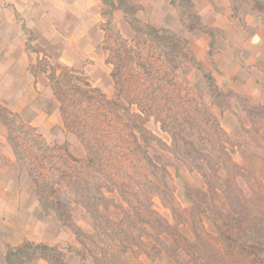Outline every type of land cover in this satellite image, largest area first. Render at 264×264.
<instances>
[{
	"label": "trees",
	"instance_id": "trees-1",
	"mask_svg": "<svg viewBox=\"0 0 264 264\" xmlns=\"http://www.w3.org/2000/svg\"><path fill=\"white\" fill-rule=\"evenodd\" d=\"M177 1L172 0V4L177 8L184 24H188L185 22V18L188 19V16L193 20L192 24L187 25L189 29H202L211 33L210 26L203 23L200 16L194 11L193 0H179L182 3L181 6L177 4ZM104 2L108 7H111L112 11L117 9L125 11L127 5L133 10L141 9V6L132 4L129 0H104ZM231 5L234 12L241 17L242 23H245L247 15H252L255 19V24L264 28V0H231ZM128 13L133 14L130 11ZM110 23L108 22L107 24ZM134 23V28L136 27V29L143 27L138 32L142 31L146 35H149L143 36V41L149 43L152 48H155L158 54L150 52V57H147L142 52L134 49V46L129 45L122 36H114L116 40V47L113 51L114 56L107 61L113 65L111 75L117 86L118 96L126 99L128 105L123 106L116 101H111L110 103L106 100L105 109H110L113 105V110L118 115L117 108L121 107L125 111L128 123H130L128 125L133 129L131 135L134 137V133L137 131L144 145L136 137L134 139L135 142L130 141V143L135 145L133 148L134 152L118 150L116 152L118 158L109 157L108 154H105V150L108 146L112 145L110 144L112 140L103 135L106 132L105 128L93 126V128L99 129L101 132H99V135H95L94 140L87 136L84 130L79 128L77 129V135L84 144L87 155L81 160L76 157L73 160L74 163L78 164V162H82L83 166H89L101 175L108 177L113 187H110L109 184H104L101 180L92 181L91 185L89 179L81 174L82 170L77 164L69 163L62 153L57 152V145H50L35 127L22 120L13 112L0 108V120L8 127L9 139L16 147L19 159L24 163L28 174L36 184L37 196L42 207L45 210L51 209L55 211L63 224L70 227L78 236L79 234H86L94 240L92 234L84 232L75 223L70 222L69 219L67 220L68 204L52 200L51 193L56 191L57 186L62 187L68 197L75 199L76 202L82 204L93 214L97 231L102 229V224L98 221L99 219H102L107 225L113 227L114 233H117L116 238L111 236L108 239H113L112 241H115V246H122L125 251L129 249L134 250L132 247L128 248L124 244L125 239H130V241H133L137 245L140 251L152 256L148 250V245L144 244L141 240L142 237L148 235L162 249L169 252L172 244H169L161 237L162 234L168 233L172 236L176 245H181L182 242H179V237H182L188 244L187 250L191 251L188 252L196 260L202 259L206 264H221L220 260H216V263H214L213 256L209 258L211 252L205 255L200 248L206 242L205 234L209 236V242L214 239L212 234L205 231L204 220L202 222L200 217V214L202 215V203L194 199L192 190L188 185L186 188L190 202L188 207H184L178 203L174 189H171L170 182H168V177L163 180V177L170 176L167 169L156 164L143 151L144 147L142 146L148 145L151 134L144 123L139 122V118L146 121L142 116L154 117L162 123L163 129L169 132L172 137V147L170 148L166 144L165 146L178 158L189 161V165L192 167L190 170H196L202 176L212 196L222 193L223 197L229 201L239 215L247 217V221L250 223L248 224L249 229L246 230L247 236L263 230L260 226L262 219L259 216V214H262V211L258 209V217L255 218L252 216V213L257 210H252L254 207H251L255 200L260 198L263 193L259 190L261 184L255 182L256 185L250 188L253 195H247L239 185L238 179L249 180L252 177H256L253 175H257L258 173L264 175V151L260 150L264 149V136L256 131L258 133L257 136H261V139L253 136L248 140L249 145L256 143V147L259 150L246 149L243 141L236 142L232 140L214 113L207 110L202 103L198 102L197 97L188 92L192 91V89L184 88L182 83L176 80L170 72L164 70L154 62L153 58L157 55L165 65L175 62L181 67L185 62L182 55L187 52L191 62L199 65L200 61L196 58L189 41L168 29L159 31L153 26H144L138 20H134ZM138 37L140 36H137V39H139ZM211 37L209 52L213 54L216 52L215 41L214 36ZM136 43L140 42L137 40ZM136 67H139L140 71ZM52 70L49 79L53 92L61 103L60 109L62 115L63 111L65 112L64 104L67 101L71 102L74 97L88 98L91 106L95 107V95L91 92L98 89L77 84L76 80H81L87 86L89 82L83 80L74 70L68 67L60 66L59 70L61 72L59 74L56 73L55 68ZM174 70L176 69L173 68L170 71ZM204 78L206 79L208 88L215 96H227L215 84L214 78L210 74H205ZM134 104L138 106L140 113H132L131 106ZM96 110L99 115H103V119L109 126L113 125L114 122L109 118L107 112L102 111L99 107H96ZM246 112L249 116L253 113L264 116V105L246 107ZM77 115V112H75V116ZM64 117L65 114L63 115ZM83 123L85 125L89 124L88 120H83ZM248 132L244 126L240 137H244V134ZM126 141L128 142L129 140L127 139ZM27 145L31 150L37 151V157L40 160L37 159L36 161L30 152L27 151L25 148ZM228 145L238 149L242 163L236 161L233 155L229 153ZM136 150H140L141 152L133 157ZM213 152L219 153L220 156L216 157ZM54 158H57V161ZM105 163L116 169L117 174L120 172V180L115 179L114 176H111L107 172ZM142 164H145L144 169L140 167ZM220 166L225 171L226 176L223 178L218 174ZM67 168H69L68 171L66 170ZM260 168L262 172H259ZM135 169L139 171L137 174H141L140 178L133 175ZM102 188H107L111 192L117 191L124 201L128 203V208L113 200L109 201L110 199L104 195ZM155 196L161 197L166 207H171L180 225L187 223L191 225L194 236L192 235L189 238L182 234L177 230L178 228L175 229L170 221L154 208L153 199ZM129 197H132V202H129ZM109 203L124 212V221H114L102 211V207L104 209L110 207ZM198 222H201V230L196 227ZM215 223L221 231V236L230 233V231L224 230V225L220 221L216 220ZM146 227H150L155 231V235H149ZM97 231L96 234L98 233ZM138 241H141V243ZM249 241L254 242L253 239ZM105 242L107 241L102 238L100 246L98 245L104 252L102 258L93 256L94 252L89 250L96 263H101L103 259L106 260L108 257L115 259V264H118V261L122 259L126 260V257L121 255L125 252L124 250L121 253L117 251L116 253H110L109 249L112 247L109 245L107 248L103 247ZM250 247H252V244H250ZM37 258H44L50 264H66L63 260L65 254L58 248L47 243H35L30 240H26L15 249H10L6 254L8 264H29ZM214 259H217V256H214ZM260 259L262 260V257Z\"/></svg>",
	"mask_w": 264,
	"mask_h": 264
},
{
	"label": "rangeland",
	"instance_id": "rangeland-1",
	"mask_svg": "<svg viewBox=\"0 0 264 264\" xmlns=\"http://www.w3.org/2000/svg\"><path fill=\"white\" fill-rule=\"evenodd\" d=\"M165 1L168 0H129V2H131L132 4H136L139 6L140 2H148V7L143 8L141 6V9L133 10L130 8V6L127 5L125 11L121 9L112 11L111 7H108L104 2L103 14L106 19L104 24L102 25V28L105 32L102 31L101 36H93L95 37L93 42L97 47L98 52L95 53V55L85 57L84 59L80 58L81 56H78L77 58L73 57L74 60H72L71 65L68 66V68L74 70L76 74H78L83 80H87L89 82V85L87 86L81 80H76L75 82L77 84L98 89L97 91L91 92L93 95H95V107L91 106L88 98L74 97L71 102L67 101L64 104V119L60 109L61 103L58 101L57 105L59 106V111L57 110V108L56 110L57 114H59V120L61 122L60 127L64 128L63 132H61L60 128L56 127V129L52 131V136L46 137L40 129H37L38 132L42 134L44 139L50 145L58 146V148H56L57 152L62 153L64 155V158L68 160L69 163L77 164L73 161L75 157L81 160L87 155L84 144L77 135V129L79 128L84 130L87 136L92 139L95 137V135H99L101 133L99 129L96 130L95 128H93V126H101V128H105L106 132H104L103 135L107 136L109 140H112V142L110 143L112 145L108 146L105 150V154H108L109 157L112 156L118 158L116 155V152L118 150L134 152L133 148L135 147V145L133 143H130V141L135 142L134 139L136 137L138 138L139 142L144 145V142L137 131L134 133V137L133 135H131L133 129L128 125L130 123H128L125 111L121 107L117 108L118 115L113 110L112 104L110 109H105L106 100L110 103L111 101H116L123 106L128 105L126 99L118 96L117 86L111 75L113 71V65L111 62L107 61L108 59H112L114 56L113 51L116 47V40L114 36H122L129 45L134 46V49L142 52L143 55L147 57H150V52H152V54H158V51L155 48H152L149 43L143 41V36L149 35H146L142 31L138 32V30L141 28L143 29V27H139L137 29L136 27L134 28V20L141 21V24H143L144 26H153L159 31H163L165 29L171 30L175 34L186 38L189 43L191 39H193L194 41H197V39L205 41V43L207 44L206 52L210 56H207L206 62L200 61L196 57L200 61V63H198L199 65L191 62V59L187 52L182 55V58L185 60V62L181 65V67L175 62L169 65H165V63H162L157 55H155V57L153 58L154 62L160 65L164 70L170 72V74L174 76L176 80L182 83L184 88L192 89V91H188L187 89L186 90L190 94L197 97L198 102L202 103L207 110H210L212 111V113H214V115L219 119L222 127L229 133L232 140L236 142L243 141L244 147L246 149L259 150L256 147V143H251L253 144V146H251V144H248V140L250 137L257 136V132H259L260 135L264 136V116L257 115V113H253L249 116L246 112V107L249 108L252 106L264 105L260 103L261 96L263 95L261 93L263 91L261 87H258L259 90L255 92L256 90H254V87L251 86V83L255 81L253 80V78L255 77H260L261 83L264 86V72H262L264 71V63H258L259 70H250V67L243 66L244 68L242 67V69L239 67L240 71L238 73L231 74L228 73L229 71H221L218 68L220 70L219 71L217 69L218 57L216 53L219 50L218 42L220 40L221 43L224 41L222 30L210 25V32L212 34L202 29H189L187 25L193 23V20L189 16L188 19L185 18V22H187L188 24H184L182 20L181 21L183 25L165 23L168 16L166 8H164ZM177 4H180V6L182 5L179 0L177 1ZM182 9L184 10L183 7ZM128 11L132 12L133 14L128 13ZM194 11L196 12L195 9ZM232 12L234 13V16H236L239 24H241V17L238 16L237 13L234 12V10ZM180 18L182 17L180 16ZM111 21L112 23L107 24ZM177 27L181 29L177 30ZM246 33L249 35L251 32ZM137 36H140L138 37L139 39H137ZM211 36H214L215 41L216 52H214L213 54H210L209 52L212 40ZM240 39L241 41L243 40V38ZM137 40L140 43H136ZM236 43L239 45L241 44L238 40ZM37 46L38 50H43V48H41L39 45ZM236 48L239 49L238 47ZM55 54H57L56 51ZM238 54L242 58L244 52L242 53V55L241 52H238ZM43 58L44 59L42 60L36 61V67H32V69L34 68V70L39 71V78L42 81L47 82L51 86L49 78L53 71L52 69L55 68L56 73L59 74L61 72V70H59V67L64 65L59 64L60 61L58 62L54 58ZM64 58L71 59L72 57L70 58V56H67ZM231 61L232 60L228 61V58L223 60L221 58L220 62L222 64V67L220 68H225L223 66ZM63 62L65 63V61ZM63 62L61 61V63ZM136 68L140 71L139 67ZM173 68H175L176 70L170 71ZM205 74H210L214 78L215 84L227 96H215V94L208 88L206 79L204 78ZM233 75H235L234 79L232 78ZM250 77H252L251 80ZM233 86L237 89H235ZM96 107H99L102 111L108 113L107 115L114 122L112 126H109L108 123H106V121L103 119V115H99L97 113ZM53 108L54 105L52 109ZM131 111L132 113H140L136 104L131 106ZM75 112H77V116H75ZM28 116L30 115L28 114L27 117ZM142 117H144L146 121L142 120V118H139V122L144 123L145 127L151 134L148 145L142 146L144 147L143 151H145L156 162V164L161 165L162 168L167 169L170 176L162 177L163 180L168 177V182H170V186L172 187L171 189H174L178 203H180V205L184 207H188L190 203L188 194L186 192V188L188 185V187L192 190L194 199L200 201L203 205L201 210L202 215L200 214V217L202 219V222L204 220L206 229L205 231L212 234L214 239L212 241L210 240L211 242H209V236H207V234L204 235L206 242H204L200 246V248L202 249V253L208 255L210 254L209 252H211L209 258L213 256L214 263H216V260H220L222 262L221 264H264V175H261L262 173H258L257 175H253L256 177H252L249 180L243 178L238 179L239 185L244 189L247 195H253L251 194L250 188L256 185L255 182H259L261 184V188H259V190L261 193H263L262 196L255 200V202L251 206L254 207L252 208V210H257L253 211L252 213V216L255 218L258 217V209L262 211V214H259V216L263 220H261L262 224L260 225L263 230H259V233L257 232L255 234L247 236L246 230L249 229L248 224H250L247 221V217L241 216V214L239 215L237 211L231 206L229 201L223 197L222 193L212 196L210 194V191H208L202 176L196 170H190V168L192 167L189 165V161H187L186 159L178 158L169 148L165 146L166 144L170 148L172 147V137L169 132L163 129L162 123L159 120L155 119L154 117ZM65 120L67 121V123ZM83 120H88L89 124L85 125L83 123ZM244 126L250 133H245L244 137L241 138L240 133L242 132ZM257 138L261 139V136H257ZM127 139L129 140L128 142L126 141ZM11 144L13 143L11 142ZM13 147L16 151L17 149L14 144ZM25 148L36 159V161L37 159H39L37 157L38 153L36 150H31L28 145ZM260 150L264 151V149ZM228 151L233 155L236 161L242 163L241 155L237 148L228 145ZM139 152L141 151L136 150L133 157H135L136 154H139ZM213 153L216 157L220 156L219 153ZM17 156V160L19 163L18 165H16V167H13L14 169L11 170V175L12 178L15 179V181L17 179L16 177H18V184H16V182L14 181V184L16 185L15 187H17L18 185V187L23 190L25 194V204L22 205V209L24 208V211H22L21 214V221L24 220L22 221V223H29L28 226L32 227L33 230V222L36 221V224L41 225L39 221L42 219V226L43 228H46V232L44 231L45 229H43L44 233L43 231L42 233H37L38 237H42L44 241L36 242L32 240V242L47 243L51 246H55L65 254V258L63 260L64 262H66V264H115V259H110L109 257L106 260L103 259L101 263H96L94 258L92 257V254L90 253L91 251L94 252L93 256H97L99 258H102V255L104 256L103 249L99 247L102 238L107 241L104 243L103 247L107 248L108 245L112 247L111 249H109L110 253H116V251L121 253L123 252V250L125 251L122 246H115V241H112L113 239H108L111 236L116 238L117 233H114L113 227L107 225V223L102 219H99L98 221L100 222V224H102V229H99V231H97L93 214L88 211L82 204L76 202L75 199L68 197L62 187L57 186L56 191L51 193L52 200L68 204L69 208L66 214L67 220L69 219L70 222L75 223L84 232L92 234V236H94V240L88 237L86 234H79L78 236L70 227L63 224L55 211L51 209L45 210L42 207L37 196L36 184L28 174L26 167L24 163L19 159L18 154ZM54 159L57 161V158ZM82 164V162H78L77 165L82 170L81 174L85 178L89 179L90 184L92 181L96 182L97 180H101L102 182H104V184H109L110 187H113L108 177L101 175L99 172H96L89 166H83ZM144 166L145 164H142L140 167L144 169ZM105 168L107 172L111 174V176H114L115 179L120 180V172H118L117 174V170L106 163ZM66 170L68 171L69 168H67ZM260 170L261 168L259 169V172H262ZM134 171L133 175L137 178H140L141 174H137L139 171H136V169ZM218 171L220 177L223 178L226 176L225 171L221 166L219 167ZM102 191L104 192V195L108 199H110L109 201L113 200L116 203L118 202L122 204L125 208H128V203L124 201V199L117 191L111 192L107 188H102ZM129 198V202H132V197ZM162 200L163 199L161 197L155 196V198L153 199L154 208L157 209L164 217H166L175 229L178 228L177 230H179L182 234L186 235L189 238H191L192 235L194 236L191 225H189L188 223L180 225L179 221H177V219L175 218L176 215L174 214V211L171 209V207H166L164 201ZM109 206L110 207L106 209L102 207V211H104L106 215L114 221H124V212L121 209L110 205V203ZM28 213L29 215H27ZM216 220L220 221L224 225V230L230 231V233H228L229 236H221V231L215 223ZM196 227L201 230V222H198ZM146 229L149 235H155L156 232L153 231L150 227H146ZM96 231L98 232L97 234ZM161 237L165 239L169 244H172L169 252H166L164 249H162V247L158 243H156L152 237H148V235L142 237L141 239L144 244L148 245V250L152 254V256H150L148 253L140 251L137 245H135L133 241H130V239H125L124 244L128 248L132 247L134 250L132 251L131 249H129L122 253L121 255L125 256L126 260L122 259L118 261V264H206L204 260H196L193 257V255L190 253L191 251L189 249L187 250L188 244L182 237L178 236L180 239L179 242H182L181 245L174 244V239L168 233L162 234ZM120 238L122 239V237ZM251 239L254 240L253 243L249 241ZM138 242L141 243V241ZM124 244L123 246L125 247ZM250 244H252V247H250ZM17 247L18 246L14 248L12 247L10 249H15ZM89 250L91 251L89 252ZM214 256H217V259H214ZM261 257L262 260L260 259ZM37 259H34L29 264H32ZM39 259H43L48 264H50L44 258Z\"/></svg>",
	"mask_w": 264,
	"mask_h": 264
},
{
	"label": "crops",
	"instance_id": "crops-1",
	"mask_svg": "<svg viewBox=\"0 0 264 264\" xmlns=\"http://www.w3.org/2000/svg\"><path fill=\"white\" fill-rule=\"evenodd\" d=\"M147 5L148 2H140L143 8ZM164 8L168 14L165 23L182 24L172 0L165 1ZM103 9L104 0H0V108L18 115L40 129L46 137L52 136L56 127L63 132L57 114L58 100L51 86L39 78L40 72L32 67H36V61L43 57L54 58L68 67L73 57L84 59L95 55L98 51L93 36H101L103 31L106 19ZM194 9L205 24L223 32L224 41L218 42L216 53L217 69L233 74L243 66L254 70L258 69V63H264V28L255 24L252 15H247L245 23L239 24L232 12L231 0H194ZM181 28L177 27V30ZM246 32L251 33L248 35ZM37 45L43 50H38ZM190 45L195 56L206 62L210 55L206 52L205 41L191 39ZM238 52L241 55L244 52L242 58ZM67 56L73 59H65ZM221 58L232 61L226 62L225 68L221 69ZM253 80L251 86L255 92L258 87L263 90L260 91L263 94L260 103L264 104L261 79L255 77ZM17 157L9 139L8 127L0 120V264H8L6 254L10 248L26 240L44 241L37 233H42L43 229L46 232L42 219L39 221L41 225L33 222V230L29 223L21 221L25 194L18 185L15 187V179L11 175V170L19 163ZM16 178L18 184L19 179ZM32 264L48 263L38 258Z\"/></svg>",
	"mask_w": 264,
	"mask_h": 264
}]
</instances>
